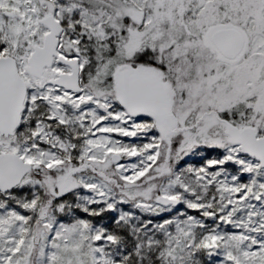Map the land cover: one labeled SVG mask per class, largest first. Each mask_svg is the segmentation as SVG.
<instances>
[{
	"label": "snow or ice",
	"instance_id": "snow-or-ice-1",
	"mask_svg": "<svg viewBox=\"0 0 264 264\" xmlns=\"http://www.w3.org/2000/svg\"><path fill=\"white\" fill-rule=\"evenodd\" d=\"M0 264H264V0H0Z\"/></svg>",
	"mask_w": 264,
	"mask_h": 264
},
{
	"label": "rangeland",
	"instance_id": "rangeland-1",
	"mask_svg": "<svg viewBox=\"0 0 264 264\" xmlns=\"http://www.w3.org/2000/svg\"><path fill=\"white\" fill-rule=\"evenodd\" d=\"M193 162H197L198 163V161H193Z\"/></svg>",
	"mask_w": 264,
	"mask_h": 264
}]
</instances>
